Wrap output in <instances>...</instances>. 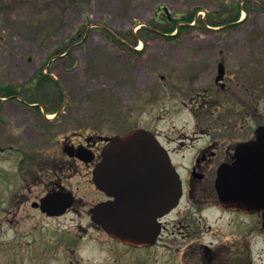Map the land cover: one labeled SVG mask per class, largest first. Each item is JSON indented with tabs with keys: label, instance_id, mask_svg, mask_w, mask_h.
<instances>
[{
	"label": "rangeland",
	"instance_id": "374dc122",
	"mask_svg": "<svg viewBox=\"0 0 264 264\" xmlns=\"http://www.w3.org/2000/svg\"><path fill=\"white\" fill-rule=\"evenodd\" d=\"M193 11L198 20L186 31L162 34L174 25L166 13ZM220 62L245 86L243 93L233 87L242 99L232 98L226 109L221 102L205 106V96L194 98L211 88ZM6 84L19 94L0 100V264H98L104 254L86 241L77 247L69 242V233H84V218H45L28 207L15 216L7 200L16 189L9 149L61 155L66 136L143 127L166 139L188 177L198 144L216 139L227 151L264 125V0H0V87ZM213 90L220 96L216 83ZM48 111H59L57 119L50 121L55 114ZM186 134L201 140L179 149ZM2 167L11 179L3 178ZM81 174L73 186L88 199L90 174ZM189 204L184 200L182 207ZM207 213L230 237L225 227L231 216ZM255 251L264 264V240Z\"/></svg>",
	"mask_w": 264,
	"mask_h": 264
},
{
	"label": "flooded vegetation",
	"instance_id": "af4514ba",
	"mask_svg": "<svg viewBox=\"0 0 264 264\" xmlns=\"http://www.w3.org/2000/svg\"><path fill=\"white\" fill-rule=\"evenodd\" d=\"M235 81L225 69L219 81L217 75L212 80L210 88L212 93L208 86H205L201 89L203 92L200 96L197 94L194 98L197 100L205 96L201 100L205 106L212 107L217 102H221L226 109L231 105L232 98L236 96L237 99L240 98V94L237 95L233 87H237L242 93L245 92V86L241 84L240 79ZM215 83L217 88H221V94L217 98L213 90ZM126 132L87 135L75 133L66 136L63 148L58 150L61 155L42 154L43 150L38 149H9L11 152L9 157L14 160L13 177L16 189L10 193L7 200L10 206H14L15 216L19 215L23 207H28L29 210L37 211L45 218H59L68 214L84 218L88 221L87 226L82 224L79 226L84 233L81 235L69 233V242L77 247L81 241H86L89 246L104 254L105 257L98 264H261L256 256L255 246L264 240L263 212L246 213L225 207L219 200L215 187L219 166L223 162H233L238 145L255 139V133L247 140H238L228 145L227 151L220 148L216 139L198 144L190 173L188 177H183L184 194L180 205L172 212L158 218L159 228L153 232L155 237L150 242L131 244L110 235L96 221V214L92 210L99 203L115 199V196L95 184L94 170L103 159L105 145L115 135ZM157 135L160 142L169 150L178 169L173 158V150L166 145V139L161 138L158 133ZM186 136L191 144H186L183 140ZM205 136L209 135L205 134ZM184 137L179 140V149L194 145L201 140L187 134ZM6 150L4 149L3 152ZM217 158H220L219 162ZM2 168L3 178L11 179L7 167ZM84 171L90 174L88 182L92 193L87 195L91 196L88 199L79 195V186L76 188L72 182L73 177L82 175ZM39 186L40 191H37ZM50 194H56L60 198L59 205L52 208L54 212L63 210L68 197L71 198V204L64 213L51 215L42 209V200ZM184 200L186 204L190 203L187 207H182ZM213 209L221 215V219L226 215L231 216L225 227L230 232V237H223L221 235L223 227L214 226L210 222L207 211ZM3 213L6 214L5 208ZM75 251L76 249H73L72 253ZM155 252L160 256L157 257V262ZM134 257L136 260L130 262ZM39 263L35 262V264ZM87 263L84 260H71L67 264Z\"/></svg>",
	"mask_w": 264,
	"mask_h": 264
},
{
	"label": "water",
	"instance_id": "95a60500",
	"mask_svg": "<svg viewBox=\"0 0 264 264\" xmlns=\"http://www.w3.org/2000/svg\"><path fill=\"white\" fill-rule=\"evenodd\" d=\"M223 74L221 64L217 79ZM256 135V140L238 145L235 160L222 163L216 179L221 203L249 213L264 210V125L258 126ZM93 179L98 188L115 196L92 209L96 221L116 239L131 244L150 242L159 228L158 218L177 207L183 195V181L169 151L155 132L145 128L114 136L104 147ZM59 199L50 194L42 200V209L51 215L64 213L71 198L63 210L54 212Z\"/></svg>",
	"mask_w": 264,
	"mask_h": 264
},
{
	"label": "trees",
	"instance_id": "16d2710c",
	"mask_svg": "<svg viewBox=\"0 0 264 264\" xmlns=\"http://www.w3.org/2000/svg\"><path fill=\"white\" fill-rule=\"evenodd\" d=\"M237 12L238 13L235 16L234 20H237L239 18V16H240L241 9H240L239 6L237 7ZM195 13H196V11L195 12L193 11L191 13H183V14L180 15V17L171 16V15H169V13H166V15L164 16L165 20L169 21L170 19H173L174 20V25L171 26V27H166L165 28L166 33H162V34L172 38V37H175V35L177 36L178 34L186 31L189 28V26H191L192 23L196 21V19L198 20V18H196V16H195ZM155 19L158 21V17H156ZM200 22L202 23V25L206 24V22L204 20H202ZM210 25L218 26V25H221V24H210ZM145 28H146V30H148V32H153V33H157L158 32V30H156L153 27L146 26ZM176 30H177L178 33L177 34H173ZM40 74H41V78L43 80L46 79V78L49 79V77H46L45 74L42 71L40 72ZM18 94H19V89L15 85L6 84V85H2L0 87V100H2L3 97H5V98H8V97L15 98V97H17Z\"/></svg>",
	"mask_w": 264,
	"mask_h": 264
}]
</instances>
